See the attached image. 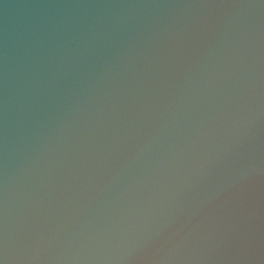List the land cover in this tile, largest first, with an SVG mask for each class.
<instances>
[{"label":"water","instance_id":"95a60500","mask_svg":"<svg viewBox=\"0 0 264 264\" xmlns=\"http://www.w3.org/2000/svg\"><path fill=\"white\" fill-rule=\"evenodd\" d=\"M0 264H264V0H0Z\"/></svg>","mask_w":264,"mask_h":264}]
</instances>
